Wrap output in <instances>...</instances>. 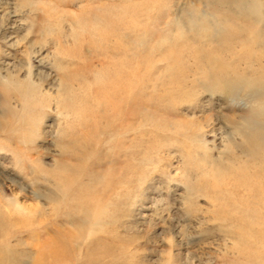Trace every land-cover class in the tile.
Returning a JSON list of instances; mask_svg holds the SVG:
<instances>
[{
  "label": "rangeland",
  "instance_id": "obj_1",
  "mask_svg": "<svg viewBox=\"0 0 264 264\" xmlns=\"http://www.w3.org/2000/svg\"><path fill=\"white\" fill-rule=\"evenodd\" d=\"M0 264H264V0H0Z\"/></svg>",
  "mask_w": 264,
  "mask_h": 264
},
{
  "label": "bare ground",
  "instance_id": "obj_2",
  "mask_svg": "<svg viewBox=\"0 0 264 264\" xmlns=\"http://www.w3.org/2000/svg\"><path fill=\"white\" fill-rule=\"evenodd\" d=\"M6 3H7V1H6ZM12 46V45H11ZM10 46V47H11ZM38 52V51H37ZM42 59H39L36 63L37 64H41L42 62ZM6 62V61H5ZM5 62H3V66L4 67H9V66H11L10 65V63H5ZM51 64V63H50ZM53 69V68H52ZM54 72V71H53ZM46 73V72H45ZM53 77V79L54 80H52L53 82L54 81H58V83H57V86H56V88H52V90L53 89H55L54 91H52L50 94H47V96L45 95V96H42V98H46L47 100H48V103L50 104L51 102H56V100H57V97L61 94V92H62V90H64V84H63V81H62V78L60 77V75L58 74V72L57 71H55L52 75H50V74H48L47 76H45V79H51V77ZM16 85H17V83H16ZM52 85V84H51ZM21 86V85H20ZM19 86V87H20ZM32 86V87H31ZM36 86V85H35ZM22 87V86H21ZM34 90V86L33 85H25V86H23V92L22 93H30V92H32ZM39 95V94H38ZM41 95V94H40ZM263 150V149H262Z\"/></svg>",
  "mask_w": 264,
  "mask_h": 264
}]
</instances>
